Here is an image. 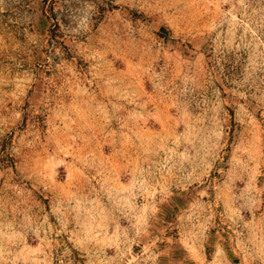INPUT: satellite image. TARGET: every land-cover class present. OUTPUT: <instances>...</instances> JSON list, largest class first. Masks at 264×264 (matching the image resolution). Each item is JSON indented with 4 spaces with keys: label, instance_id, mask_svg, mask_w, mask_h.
Here are the masks:
<instances>
[{
    "label": "rangeland",
    "instance_id": "1",
    "mask_svg": "<svg viewBox=\"0 0 264 264\" xmlns=\"http://www.w3.org/2000/svg\"><path fill=\"white\" fill-rule=\"evenodd\" d=\"M0 264H264V0H0Z\"/></svg>",
    "mask_w": 264,
    "mask_h": 264
}]
</instances>
